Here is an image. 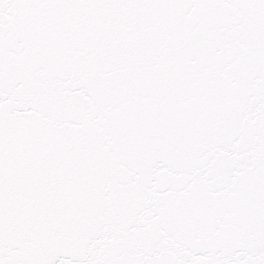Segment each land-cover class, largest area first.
<instances>
[{"label":"snow or ice","instance_id":"1","mask_svg":"<svg viewBox=\"0 0 264 264\" xmlns=\"http://www.w3.org/2000/svg\"><path fill=\"white\" fill-rule=\"evenodd\" d=\"M0 264H264V0H0Z\"/></svg>","mask_w":264,"mask_h":264}]
</instances>
